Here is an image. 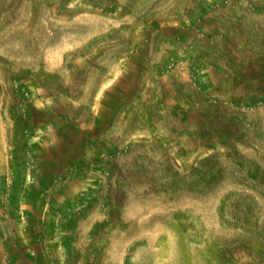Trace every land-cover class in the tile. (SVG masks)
Returning a JSON list of instances; mask_svg holds the SVG:
<instances>
[{
	"label": "rangeland",
	"instance_id": "1",
	"mask_svg": "<svg viewBox=\"0 0 264 264\" xmlns=\"http://www.w3.org/2000/svg\"><path fill=\"white\" fill-rule=\"evenodd\" d=\"M0 205L23 264H264V0H0Z\"/></svg>",
	"mask_w": 264,
	"mask_h": 264
},
{
	"label": "crops",
	"instance_id": "2",
	"mask_svg": "<svg viewBox=\"0 0 264 264\" xmlns=\"http://www.w3.org/2000/svg\"><path fill=\"white\" fill-rule=\"evenodd\" d=\"M9 219V212L6 213L0 205V264H23L15 247V240L22 241L23 234L19 229L14 233V227L10 225ZM22 243L24 242H21V245Z\"/></svg>",
	"mask_w": 264,
	"mask_h": 264
}]
</instances>
